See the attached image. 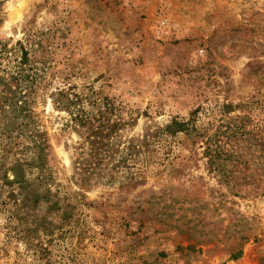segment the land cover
I'll return each mask as SVG.
<instances>
[{"label": "rangeland", "instance_id": "rangeland-1", "mask_svg": "<svg viewBox=\"0 0 264 264\" xmlns=\"http://www.w3.org/2000/svg\"><path fill=\"white\" fill-rule=\"evenodd\" d=\"M3 46L45 68L17 141L0 118V264H264V0H0ZM70 86L127 109L123 141L197 108L205 140L245 116L260 129L230 135L245 155L235 183L184 134L151 145L145 167L82 174L85 139L51 97ZM248 233L259 241L231 259Z\"/></svg>", "mask_w": 264, "mask_h": 264}, {"label": "trees", "instance_id": "trees-1", "mask_svg": "<svg viewBox=\"0 0 264 264\" xmlns=\"http://www.w3.org/2000/svg\"><path fill=\"white\" fill-rule=\"evenodd\" d=\"M4 46L0 49V99H2L0 118L5 124L11 141H17L18 135L20 136L27 126L23 120L29 118L27 114L30 110L29 96L37 87L40 72L44 71L45 66L44 68L38 67L36 61L31 58V51L24 46L20 47L19 57L16 56L13 61H10ZM96 95L80 96L72 86L51 93L56 108L70 115L74 127L85 139V145L79 148L81 152L76 161L78 168L83 171L82 174L97 172L102 175V173L108 174L121 167H145L148 159L146 152L151 145L158 151L160 145L167 142L169 138L184 134L194 137L193 144L200 142L204 145L202 156L207 160V166L220 174L221 182L235 183L237 168L244 164L242 159L245 155L242 147L232 143L230 135L235 137L253 135L260 129L253 122L251 125V120L246 116L239 117V123L228 122L226 126L220 127L217 130L216 139L208 137L205 140L206 125L198 123L197 115L200 108H197L190 113L187 119L175 118L165 127L157 128L136 141H123L117 133L121 127L127 125L124 121V115L128 113L127 109L121 107L114 99ZM233 108V104H225L221 107V111L223 115H230L234 111ZM237 139L238 137L235 140ZM33 143L34 149L39 150L33 162L38 166H43L45 147L43 143L41 145L35 141ZM218 231L215 232V236L219 234ZM209 233L201 226L198 235L202 238L200 241L210 242ZM251 233L236 238L235 244L230 248L231 259H239L243 253V246L250 240L259 241L256 234ZM216 239L218 242H229L231 238L223 233L222 239ZM192 248L194 246L187 247V249Z\"/></svg>", "mask_w": 264, "mask_h": 264}]
</instances>
